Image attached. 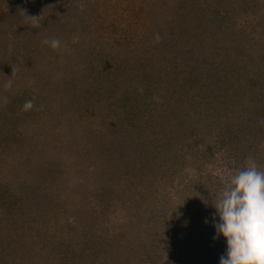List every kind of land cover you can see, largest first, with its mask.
I'll list each match as a JSON object with an SVG mask.
<instances>
[{"label":"rangeland","instance_id":"1","mask_svg":"<svg viewBox=\"0 0 264 264\" xmlns=\"http://www.w3.org/2000/svg\"><path fill=\"white\" fill-rule=\"evenodd\" d=\"M250 157L264 0H0V264H219Z\"/></svg>","mask_w":264,"mask_h":264},{"label":"clouds","instance_id":"2","mask_svg":"<svg viewBox=\"0 0 264 264\" xmlns=\"http://www.w3.org/2000/svg\"><path fill=\"white\" fill-rule=\"evenodd\" d=\"M45 43L53 49L60 47L58 39ZM23 108L32 109L33 102L26 101ZM213 206L218 217L213 222L214 239L226 241L219 264H264V170L254 159L250 157L236 172Z\"/></svg>","mask_w":264,"mask_h":264},{"label":"trees","instance_id":"3","mask_svg":"<svg viewBox=\"0 0 264 264\" xmlns=\"http://www.w3.org/2000/svg\"><path fill=\"white\" fill-rule=\"evenodd\" d=\"M125 134H124V139L126 140V141H129V140H131L130 139V137L127 135V133L130 135V133H129V131H128V128L127 129H125ZM131 141H135L136 142V140H131Z\"/></svg>","mask_w":264,"mask_h":264}]
</instances>
